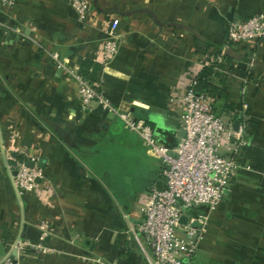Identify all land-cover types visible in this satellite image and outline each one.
I'll list each match as a JSON object with an SVG mask.
<instances>
[{"label": "crops", "instance_id": "0c3cea01", "mask_svg": "<svg viewBox=\"0 0 264 264\" xmlns=\"http://www.w3.org/2000/svg\"><path fill=\"white\" fill-rule=\"evenodd\" d=\"M86 1L91 12L84 22L68 0L0 5V23L9 29L0 32V243L5 254L19 240L37 244L40 224L47 226L43 245L48 252L26 248L19 264H146L133 228L142 219L143 199L165 186L159 161L138 136L99 107L83 112L76 83L49 55L56 53L79 75L85 61L100 65L105 27L117 18L118 53L100 65L93 84L101 82L114 108L144 121L172 149L184 136V92L223 49L227 23L264 14V0H96L97 7L94 0ZM140 10L162 24L187 29L159 27L145 12L119 15ZM235 53L247 63L249 77L232 60L231 70H220L213 83L233 106V129L234 123L245 126V145L237 156L241 169L211 214L189 264H264V69L248 64L264 65V40L246 42ZM12 156L35 161L41 178L33 192L17 193L6 169Z\"/></svg>", "mask_w": 264, "mask_h": 264}, {"label": "built area", "instance_id": "2783aa9c", "mask_svg": "<svg viewBox=\"0 0 264 264\" xmlns=\"http://www.w3.org/2000/svg\"><path fill=\"white\" fill-rule=\"evenodd\" d=\"M17 1L0 0V5L12 7ZM68 3L79 21L88 19L91 5L86 0H68ZM118 23L119 20L113 18L105 27V40L100 49L102 66L112 61L118 53ZM6 30L9 29L0 23V32ZM14 33L20 34L18 31ZM263 40V13L244 20H232L226 25L225 45L214 62L223 63L224 49ZM49 58L76 83L83 112L99 107L112 114L125 129L138 136L147 153L160 163L165 186L161 190L153 189L143 199L140 208L142 219L133 228L145 263L189 264L207 232L211 214L223 199L232 178L241 169L237 156L245 145V126L233 129V113L216 117L211 108L212 100L193 91L195 81L192 79L181 99L183 112L180 120L184 136L176 147L170 149L154 136L153 130L144 121L135 119L129 111L114 108L103 94L101 82L90 83L68 70L60 63L56 53L50 54ZM221 150L231 155L224 157ZM11 160H7L6 169L12 174L11 180L17 193L21 195L37 189V180L41 175L35 168V161L28 160L33 162V167L28 168L25 165L27 160L14 165L10 164ZM199 207H204L205 211L198 212ZM182 217L186 218L184 224L180 223ZM46 229L45 223H41L40 236L35 245L17 241L11 246L10 253L1 258L0 264H19V258L26 248L41 254L48 252L43 245ZM11 252L15 253V257L11 256Z\"/></svg>", "mask_w": 264, "mask_h": 264}, {"label": "trees", "instance_id": "16d2710c", "mask_svg": "<svg viewBox=\"0 0 264 264\" xmlns=\"http://www.w3.org/2000/svg\"><path fill=\"white\" fill-rule=\"evenodd\" d=\"M233 52H237V47L230 48ZM221 52V51H220ZM219 52V53H220ZM232 59L225 56L223 57V63L217 64L211 63L209 66L203 67L199 74L194 78L195 85L193 91L196 94H203L212 99L211 108L216 117H223L230 113H233V106L228 102V98L224 90H219L213 83L214 77H220L218 73L222 71H230L229 64ZM101 71V66L88 61L83 62L80 74L86 78L90 83L96 82V76ZM241 74L248 78L247 71L240 69ZM234 114V113H233ZM24 161L20 156H12L10 164L14 165L16 162Z\"/></svg>", "mask_w": 264, "mask_h": 264}, {"label": "water", "instance_id": "95a60500", "mask_svg": "<svg viewBox=\"0 0 264 264\" xmlns=\"http://www.w3.org/2000/svg\"><path fill=\"white\" fill-rule=\"evenodd\" d=\"M93 6H94V7H97V6H96V0L93 1ZM137 12H145V13H148V14L152 17V19H153V21L155 22V24L158 25L159 27H179V28L187 29L185 26H182V25H179V24H174V23H166V24H162V23H160L159 21H157V19L153 16V14H152L151 12H149V11H147V10H140V11H135V12H131V13H120L119 15H121V16H128V15H130V14L137 13ZM190 31H191V30H190ZM191 32H192V31H191ZM194 34H195V33H194ZM223 54H224L225 56L229 57L230 59H232V60H234V61H237V62H238V67H239L240 69H245V68L247 67V63H246V64H245V63H242V58H241L240 56H238L235 52H233L231 49H229V48L224 49V50H223ZM249 63H250V65H251L252 67H261V68L264 69V65H262V64H260V63H258V62H256V61H248V64H249ZM108 118H109V119H110V118H113V115H112V114H109V117H108ZM104 127H105V125H104ZM237 127H238V123H234V130H237ZM103 130H104V128H103ZM25 165H26V167H28V168H32V167H33V162H31V161H27V162L25 163ZM42 165H43V161H39V162L37 163V167H39V168L42 167ZM13 175H14V173H13ZM185 221H186V218H185V217H182V218L180 219V223H181V224H184ZM4 255H5L4 245H3L2 243H0V260H1L2 257H4ZM11 256H12V257H15V253L12 252V253H11Z\"/></svg>", "mask_w": 264, "mask_h": 264}]
</instances>
